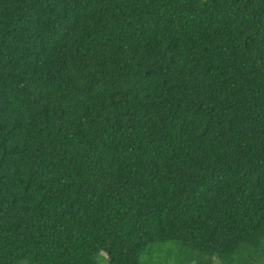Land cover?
<instances>
[{
    "label": "trees",
    "instance_id": "trees-1",
    "mask_svg": "<svg viewBox=\"0 0 264 264\" xmlns=\"http://www.w3.org/2000/svg\"><path fill=\"white\" fill-rule=\"evenodd\" d=\"M264 264V0H0V264Z\"/></svg>",
    "mask_w": 264,
    "mask_h": 264
},
{
    "label": "rangeland",
    "instance_id": "rangeland-1",
    "mask_svg": "<svg viewBox=\"0 0 264 264\" xmlns=\"http://www.w3.org/2000/svg\"><path fill=\"white\" fill-rule=\"evenodd\" d=\"M141 264H182V250L175 242L155 245L142 255Z\"/></svg>",
    "mask_w": 264,
    "mask_h": 264
}]
</instances>
